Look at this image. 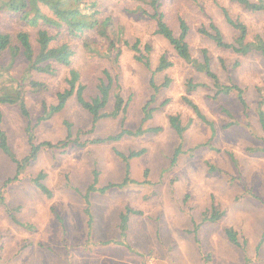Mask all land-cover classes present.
I'll return each instance as SVG.
<instances>
[{"label": "rangeland", "instance_id": "obj_1", "mask_svg": "<svg viewBox=\"0 0 264 264\" xmlns=\"http://www.w3.org/2000/svg\"><path fill=\"white\" fill-rule=\"evenodd\" d=\"M163 3L176 34L179 20L187 22L192 57L203 63L206 50L221 86L241 88L247 108L236 91L218 94L206 73L180 59L156 33L155 21L135 11L138 4L104 0L103 30L82 37L22 13L0 12V31L29 33L36 51L40 30L56 38L54 46L74 50L71 66L53 62L51 73L28 70L21 51L0 58V98L16 101L0 103L1 129L16 160L0 148V264H264V11L232 0ZM225 11L246 26L250 53L220 48L200 34L214 24L235 43L240 33ZM114 34L120 41L112 46ZM136 43L139 53L132 49ZM137 56H146L150 67ZM71 69L80 72L88 99L110 75L114 86L102 112H113L119 94L126 111L94 123L74 95L55 112ZM32 81L45 89L33 90ZM190 81L200 86L189 92ZM260 110L264 114V104ZM171 118H178L182 135ZM68 139L67 146L41 148L25 163L33 147ZM40 173L51 197L34 183ZM127 208L139 214L130 215L123 232L120 217ZM213 208L222 216L217 222L207 220ZM229 228L238 245L228 240Z\"/></svg>", "mask_w": 264, "mask_h": 264}, {"label": "trees", "instance_id": "obj_2", "mask_svg": "<svg viewBox=\"0 0 264 264\" xmlns=\"http://www.w3.org/2000/svg\"><path fill=\"white\" fill-rule=\"evenodd\" d=\"M104 0H0V12L9 13H22L28 19L34 21H41L45 24L55 26L57 28H67L69 34L74 37H82L87 31H101L103 30V24L106 20L103 13L105 12V6L103 4ZM126 1L129 3L138 4V9L136 12H141L144 16H147L155 21L156 23V33L166 39L170 45L174 48L175 52L183 61L193 64L198 71L206 73V75L212 79L216 88H218V94L224 93L229 94L232 91H236L239 95L240 102L243 104L244 108H247L245 99L243 98V90L237 86H221L217 75L212 71L210 64V57L206 50L203 51V63L198 62L192 57L190 52V46L187 42V38L190 32V28L184 19L179 20L180 32L176 34L170 26V23L166 20L165 13L162 11L163 0H118ZM243 5L250 11H264V0H259L258 3H253L249 0H232ZM145 6L150 8V11L145 9ZM225 17L227 23L239 31L240 35L235 40V43H227L224 40L223 34L219 28L211 24L209 29L202 27L199 32L203 36L210 38L218 47L231 49L239 54H248L252 51L250 44H245L247 37V28L244 24L239 21H235L226 11ZM51 15V16H50ZM105 19V20H103ZM55 37L50 35L46 30H40L37 35V51L35 50L31 35L25 31H18L16 33H9L0 31V58L7 52L10 51L14 55L21 51L23 57L25 58L28 70L36 71L39 73H51L52 63H57L65 67H70L72 64V59L74 57V50L69 44H62L59 46H54L53 42ZM116 41H120V38L114 34V38L110 44L114 45ZM128 44V42H126ZM112 45V46H113ZM136 43L133 45L132 49L137 53L140 52ZM136 59L143 62L147 67H150V62L146 56H137ZM166 63V59L162 58V64ZM2 71L0 70V73ZM169 81L164 83V87L169 85ZM67 88L64 92L58 94L59 104L54 106L55 112H58L65 108L67 102L71 97L76 95L77 101L80 106L89 112L93 118L94 123L105 116L117 117L122 111H126L127 104L123 97L119 94L116 96V102L114 105V110L110 114H105L102 111L107 107L111 92L114 86V80L110 75L106 74V79H102L97 86L98 94L95 97L88 99L85 95L86 87L81 82L80 72L76 69L70 70V77L67 80ZM152 86L158 91V86L152 81ZM200 85L188 82L187 90L192 92L196 90ZM30 87L39 92L45 89V85L35 81L30 82ZM120 89V88H119ZM186 102L195 108L196 112H199L195 107L193 102L188 98H185ZM16 101L8 98H0L1 104H14ZM264 102V100H263ZM260 104V109L264 103ZM22 114L25 117H29V112L27 110L26 104L22 102L20 104ZM46 105L44 108L46 109ZM259 109V119L264 128V114ZM45 118H41V121ZM171 126L175 131L182 135L184 128L179 122L178 118H171ZM3 122V114L0 112V148H2L6 153H9L10 157L14 160L13 155L10 154V148L8 145V137L4 131L1 129ZM143 131L130 132L123 131L116 137H111L109 139H121L124 135H137L142 134ZM98 141V140H97ZM69 139L66 141L51 143L43 142L42 144L33 147L30 155L25 158V163L34 161L41 148L45 149H55L67 146ZM82 145V144H81ZM142 152H133L131 157H137L141 155ZM20 163V162H19ZM21 164V163H20ZM45 175L40 173L34 180L35 185L51 197L50 190L43 183ZM128 177L124 181V184L128 183ZM11 180L6 182L9 183ZM12 214V213H11ZM139 214V212L127 208L125 212L121 215V230L125 232L127 230L128 221L130 215ZM221 213L215 208L212 209L211 215L207 218L210 222H217L221 219ZM226 236L228 240L234 244L238 245L237 233L233 229L226 230Z\"/></svg>", "mask_w": 264, "mask_h": 264}]
</instances>
